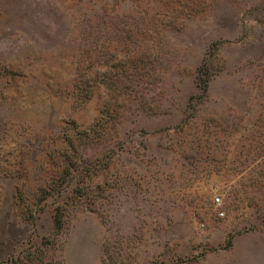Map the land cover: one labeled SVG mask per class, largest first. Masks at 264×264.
I'll return each mask as SVG.
<instances>
[{
    "label": "rangeland",
    "instance_id": "1",
    "mask_svg": "<svg viewBox=\"0 0 264 264\" xmlns=\"http://www.w3.org/2000/svg\"><path fill=\"white\" fill-rule=\"evenodd\" d=\"M68 138L99 177L44 202ZM263 228L264 0H0V264H239Z\"/></svg>",
    "mask_w": 264,
    "mask_h": 264
},
{
    "label": "trees",
    "instance_id": "2",
    "mask_svg": "<svg viewBox=\"0 0 264 264\" xmlns=\"http://www.w3.org/2000/svg\"><path fill=\"white\" fill-rule=\"evenodd\" d=\"M207 87H208V82H205L204 83V90H206ZM87 136H89V135H87ZM95 140L92 139V143H95ZM71 141H72L71 138H68L66 140V142H67V144H66L67 151L65 150L64 153L62 151H60V152L63 153V157H64L62 159V161H61V165H62V167H64L66 169L65 172L67 174L66 177L63 179L64 185L57 186V189L53 188L52 190H57L58 192H52L51 191L47 195V197L44 196V199L45 198L47 199V200L45 199L46 201H44V202H48V200H53V203H54V201H60L61 197L63 195L66 196L67 199L70 198V196L79 195L80 191H81V184L79 182V177H81V174L84 173L85 171H90V172H92L94 174V176L92 178L94 183H95V180L99 177V173L97 171L98 170V166H99V161H93L91 164H86L84 166L82 164L80 165L78 163H75L73 160L70 159L69 156L64 155L66 153L68 154V150H71V149H72L73 152H77V151L80 150L79 149L80 147L75 148V146H73L71 144ZM81 144H83L82 145V147H83L85 143H81ZM115 153H116V150L114 149V151L111 153V156L113 154H115ZM55 223L57 224V226L61 224L60 216L55 215Z\"/></svg>",
    "mask_w": 264,
    "mask_h": 264
},
{
    "label": "crops",
    "instance_id": "3",
    "mask_svg": "<svg viewBox=\"0 0 264 264\" xmlns=\"http://www.w3.org/2000/svg\"><path fill=\"white\" fill-rule=\"evenodd\" d=\"M238 260L239 264H264V228L240 236Z\"/></svg>",
    "mask_w": 264,
    "mask_h": 264
},
{
    "label": "built area",
    "instance_id": "4",
    "mask_svg": "<svg viewBox=\"0 0 264 264\" xmlns=\"http://www.w3.org/2000/svg\"><path fill=\"white\" fill-rule=\"evenodd\" d=\"M215 203L220 204L221 203L220 199H218V198L215 199ZM221 215H223L222 212H221Z\"/></svg>",
    "mask_w": 264,
    "mask_h": 264
}]
</instances>
